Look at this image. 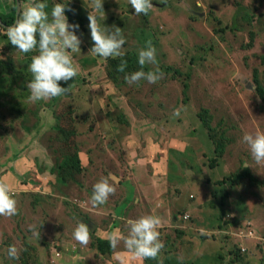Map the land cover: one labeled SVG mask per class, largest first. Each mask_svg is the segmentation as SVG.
<instances>
[{
    "label": "rangeland",
    "instance_id": "1",
    "mask_svg": "<svg viewBox=\"0 0 264 264\" xmlns=\"http://www.w3.org/2000/svg\"><path fill=\"white\" fill-rule=\"evenodd\" d=\"M19 2L17 12L29 0ZM38 2L49 22L54 4L72 10L65 15L79 24L78 74L60 82L65 95L30 102L38 49L18 52L0 23V182L19 209L0 217V264H141L122 241L107 255L96 241L126 236V221L143 215L163 220L165 247L147 264H264V164L242 142L264 132V0H151L147 15H135L128 0H103L97 23L126 40L124 55L106 62L89 52L90 0ZM149 41L157 63L141 69ZM121 60L129 74L163 75L128 84L109 70ZM218 143L223 157L214 154ZM75 155L81 174L65 169ZM242 171L249 176L238 179ZM109 175L116 192L93 207V185ZM78 221L89 227L87 246L73 239ZM10 245L19 259L8 257Z\"/></svg>",
    "mask_w": 264,
    "mask_h": 264
},
{
    "label": "clouds",
    "instance_id": "2",
    "mask_svg": "<svg viewBox=\"0 0 264 264\" xmlns=\"http://www.w3.org/2000/svg\"><path fill=\"white\" fill-rule=\"evenodd\" d=\"M128 3L134 9L135 15H147L154 8L151 0H128ZM46 7L43 2L29 0L23 11L18 10L15 23L4 30L8 41L18 52L27 54L38 49L39 54L32 57L28 69L33 79L26 85L30 91L29 101L32 103L49 101L65 95L68 88L61 87L60 82L67 83L78 74V65L74 63L72 53L80 52L82 41L76 34L79 31V24L68 22L65 12L72 10L61 3L52 6L49 22ZM89 7L92 12L88 14L87 19L93 43L89 52L105 62L109 58L122 57L124 55L122 48L126 43L123 31L120 28L112 30L97 23L95 13L105 17L103 0H90ZM197 7L201 5L197 3ZM156 63V49L149 41L146 48L139 51L138 64L143 69L146 64ZM126 66L127 62L121 60L117 71L124 72ZM162 75L157 68L155 71H136L126 75L124 79L128 84L139 85L141 80L154 84ZM46 112V109H42V115ZM47 118L49 124L54 123L50 113L47 114ZM242 142L248 146L253 161L256 164H264V132L257 130L255 134L245 133ZM110 180L114 181L111 175L101 178L93 185L91 195L93 207L105 204L109 196L115 194L116 188ZM13 196L9 185L0 182V217L12 218L19 214L17 200ZM126 224L128 234L122 235L117 230V233L110 237L111 247L115 248L122 241L128 253L140 260L141 264L147 259L156 260L165 247L159 231L163 227V220L159 216L143 215L137 219H128ZM33 235L38 238L40 233L33 232ZM72 235L82 246H87L91 240L89 227L80 221L77 222ZM7 254L10 259H19V250L15 245L8 247Z\"/></svg>",
    "mask_w": 264,
    "mask_h": 264
},
{
    "label": "trees",
    "instance_id": "3",
    "mask_svg": "<svg viewBox=\"0 0 264 264\" xmlns=\"http://www.w3.org/2000/svg\"><path fill=\"white\" fill-rule=\"evenodd\" d=\"M17 4H18V0H13V2H12L13 6L8 7V9H7L9 12L0 13V18H1L0 22L2 23L4 28H8L15 23V21L17 19V13H18L17 12ZM112 62H116V64H117V61H112ZM112 62H110L109 64H111ZM263 63H264V60H263ZM117 65H115V68H114V66H113V68H109V70L111 71L113 69L114 71L115 70L117 71L118 66H119V65L118 66ZM117 72L122 74V75H127V74H129L128 72H130V69H127V70L125 69L124 72H119V71H117ZM260 93H263V92H260ZM202 124L205 125L203 122H202ZM206 126H207L206 129L209 131L210 128L208 127V125H206ZM214 154H217V155L223 157V155L225 154L224 153V145L222 146L220 143H218L215 146ZM212 163L213 162H211V164ZM211 167H213V166H211ZM68 168L72 173H78V174L82 173L81 171L83 168H82V165H81V162H80L78 155H75L74 157H72L70 159V161L67 164V166L65 167V169H68ZM248 176L249 175L245 171H242V173H241V175H239L238 179H242V177L247 178ZM238 179H236V180H238ZM96 248L102 255H107V254L112 253V250L114 252V249L116 247L115 248L111 247L110 239L99 238L96 241ZM144 262L147 264L146 260H144Z\"/></svg>",
    "mask_w": 264,
    "mask_h": 264
},
{
    "label": "crops",
    "instance_id": "4",
    "mask_svg": "<svg viewBox=\"0 0 264 264\" xmlns=\"http://www.w3.org/2000/svg\"><path fill=\"white\" fill-rule=\"evenodd\" d=\"M12 1L13 0H1V3L6 4V3H9V2L11 3ZM101 238H103V239H110V237H104V236H101Z\"/></svg>",
    "mask_w": 264,
    "mask_h": 264
},
{
    "label": "flooded vegetation",
    "instance_id": "5",
    "mask_svg": "<svg viewBox=\"0 0 264 264\" xmlns=\"http://www.w3.org/2000/svg\"><path fill=\"white\" fill-rule=\"evenodd\" d=\"M20 0H18V6H19V4H20V2H19ZM0 3H1V0H0ZM1 5V4H0ZM5 12H9L7 9L5 10ZM1 13H4V12H1ZM18 14V13H17ZM1 23V22H0ZM2 24V23H1Z\"/></svg>",
    "mask_w": 264,
    "mask_h": 264
},
{
    "label": "bare ground",
    "instance_id": "6",
    "mask_svg": "<svg viewBox=\"0 0 264 264\" xmlns=\"http://www.w3.org/2000/svg\"><path fill=\"white\" fill-rule=\"evenodd\" d=\"M218 10V9H217ZM220 10V9H219ZM222 14V13H221ZM187 116V115H186ZM232 200V199H231ZM236 200V199H235Z\"/></svg>",
    "mask_w": 264,
    "mask_h": 264
}]
</instances>
